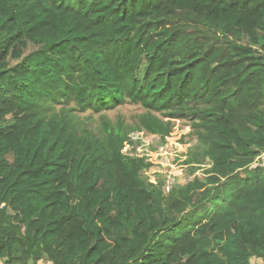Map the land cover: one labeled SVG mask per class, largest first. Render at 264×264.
Returning <instances> with one entry per match:
<instances>
[{
    "label": "trees",
    "instance_id": "1",
    "mask_svg": "<svg viewBox=\"0 0 264 264\" xmlns=\"http://www.w3.org/2000/svg\"><path fill=\"white\" fill-rule=\"evenodd\" d=\"M0 264H264V0H0Z\"/></svg>",
    "mask_w": 264,
    "mask_h": 264
},
{
    "label": "rangeland",
    "instance_id": "2",
    "mask_svg": "<svg viewBox=\"0 0 264 264\" xmlns=\"http://www.w3.org/2000/svg\"><path fill=\"white\" fill-rule=\"evenodd\" d=\"M121 113L128 116V113ZM188 133L189 127L186 123L178 120L165 142H161L155 135H142L137 140L138 134H134L133 141L139 143L136 142L131 149H134L133 152L138 157L146 156L152 163V167L145 172L151 182L159 178L183 185L193 178L186 166L182 165L184 154L195 144V141L186 137ZM129 149V146L126 147V151ZM195 175L200 177L201 173L197 172Z\"/></svg>",
    "mask_w": 264,
    "mask_h": 264
}]
</instances>
